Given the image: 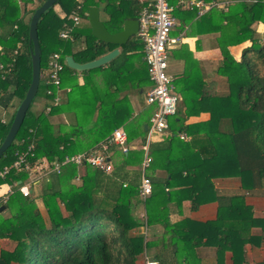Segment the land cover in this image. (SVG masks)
Segmentation results:
<instances>
[{"label":"trees","instance_id":"trees-1","mask_svg":"<svg viewBox=\"0 0 264 264\" xmlns=\"http://www.w3.org/2000/svg\"><path fill=\"white\" fill-rule=\"evenodd\" d=\"M43 1L0 0V106L15 107L10 119L0 121V143L31 81L32 43L28 41V26L33 11ZM178 1L168 3L177 7ZM55 4L65 12L62 27L72 25V13L87 19L83 11L90 6L100 10L102 5L106 14L104 25L110 32L119 31L126 18L137 19L143 7L138 0H57ZM54 5L41 14L37 23L40 46L37 92L42 86L47 101L44 109L35 114L29 109L31 100L10 146L0 156V170L9 167L0 176V184H14L18 180L22 184L29 178L30 170L12 167L17 153L28 143H32L34 153L30 165L36 161L50 164L66 155L106 145L104 152L111 170L104 172L88 163H67L60 167L59 173L51 172L44 181H39L38 190L29 196L19 191L20 184H14V191L0 212V239L10 240L14 245L7 249L3 246L5 242L0 243V264H139L144 259L156 264H204L197 249L202 245L215 248L213 264H224L225 251L231 252L232 264H246V244L259 254L261 249L262 256L261 260L247 264H264V216H255L251 205L245 202L247 194L264 197V32L256 37L252 27L256 21L264 24V0H240L221 14L217 24L220 26L223 19L229 22L235 32L231 42L249 40L250 45L242 49L238 59L229 53L230 44L221 47L222 60L217 73L225 78L224 90H217L216 82L202 79L198 90L193 86L186 90L197 91L196 96L182 92L184 115L176 112L168 119L170 134H158L150 140L151 163L144 170L141 167L144 158L141 145L147 132L144 124L156 105L146 104L144 99L141 111L130 117L129 99L120 94L126 86L139 94L142 85L127 74L131 69L127 53L140 48L136 36L107 63L77 71L67 66L61 52L64 41L70 39L60 38L52 28ZM216 9L211 8L198 22L213 20ZM220 9L217 10L222 13ZM196 13L188 11L183 20L190 21ZM26 14L29 18L24 21ZM78 24L72 31V40L79 35L75 30ZM87 26L86 44L76 54L79 63L102 56L108 49L109 43L97 40L88 23ZM54 52L59 53L64 65L59 73V86L64 90L67 82L71 88L66 90V100L61 93L58 103L48 109L54 94L47 93L45 63ZM142 62L146 74L140 78L151 87L147 64L144 59ZM135 71L136 74L138 69ZM73 72L87 74L82 85L68 80ZM187 73L183 78L190 82ZM202 111L209 112L207 121L184 124L187 116ZM120 126L127 134V151L110 141L113 130ZM180 132L188 134L189 139L179 138ZM133 144L138 147L130 148ZM130 165L134 168L128 169ZM159 168L164 171L161 178L156 174ZM143 173L152 184V192L144 201L139 195ZM215 178L238 179L241 192L218 197L213 185ZM36 197L40 198L47 219L36 205ZM183 200L189 201L190 210L217 201L216 217L204 222L190 218L172 221L170 205L174 204L176 212L182 215ZM138 205L144 208L141 215L134 213Z\"/></svg>","mask_w":264,"mask_h":264},{"label":"crops","instance_id":"crops-1","mask_svg":"<svg viewBox=\"0 0 264 264\" xmlns=\"http://www.w3.org/2000/svg\"><path fill=\"white\" fill-rule=\"evenodd\" d=\"M138 1L142 3L144 6L150 0H138ZM189 1H201L203 4L201 6H195V5L190 6ZM238 1L240 0H212V1L179 0L177 3L178 4L177 7H176V4L172 6V11L170 13L174 19V26L172 30L170 31V38L173 39L174 41L170 43L169 50H168L169 55H168V61H167V73L172 78V86L174 88L175 93L180 97L176 115H179V116L184 115L185 105L182 99V97L184 96L182 95V92L183 93L186 92V90L189 88H190L189 90H191L192 86L198 90L199 83L202 79L207 82L208 81L216 82L217 84H215L214 87L217 90H221L224 87L225 78L217 73V68L220 65L221 60H222V53H221L222 46H226L230 44L228 45L229 53L232 54L234 58L238 59L241 54L242 49L250 45L249 40H244V41H241L240 43L231 42L233 39H235V34H234L235 32L234 30L230 29L229 22H226L225 19H223L220 26L219 24H217V21L219 17L221 16V14L224 15L227 11H229V8ZM213 2H215V4ZM214 7L217 9L222 8L220 9L222 10V13H220L219 10L216 9L212 14L213 20H208L206 22H198L199 20L198 18L200 16L207 13L211 8H214ZM53 10H54V17L52 21L54 22V24L61 25L60 27H62L64 23L65 12L62 10L59 4H55L53 7ZM190 10H196L197 12L196 16L190 19V21L189 20L184 21L183 17ZM183 11L185 13H183ZM28 18H29V14H26L23 20L26 21ZM99 18H100V10H99ZM104 19L105 17L100 20L104 23ZM87 22L88 20L83 18L79 22L78 25L80 26L82 23H87ZM252 27L255 29L256 37L261 36V34L264 32V24L262 22L256 21L252 24ZM73 29H74V26L72 27L71 31H73ZM87 33L88 31L84 33V37L81 35H76V37H74L75 38L74 40L64 41L65 46H64V49H61V52L65 54V58L67 56H71L76 62H79L76 60V54L79 52V50H81L85 46L86 44L85 35ZM132 37L136 38V42L138 45L140 44V48L136 47L138 48L137 51H131L127 53V56H126L127 64L129 68H131L127 70V74H129V76L132 79L133 78L135 79L133 81L135 83H138L137 85H139L140 82L142 83V85H140V91H139V94H142V95L139 96L137 93H135L132 87L127 88V86L123 88L122 92L120 93L121 96L123 95L127 96L132 106V114L130 117L135 116L144 107V104H143L144 99H145L144 97H145L146 92L150 88L148 85L144 84V81H142L141 78L137 76V74H135L136 72L135 70L140 68V67H136L139 64V61L143 63L142 62L143 61V44L141 40L137 37V35H134ZM113 48H118L119 53H120L122 49V45L108 44L107 52H109ZM77 71H81V70H77ZM186 72H188L187 74H188V78L190 79V82H188L185 78H183V75ZM66 73L67 75L70 74V72L68 74L67 70L65 71V74ZM94 73L99 74V71H94ZM86 76L87 74H83L81 72H73L71 73L68 80L70 81L76 80L78 85H82L86 79ZM184 82H187V84H184ZM66 83L64 86L66 88L61 91V93H64L63 95H64L65 100L67 99L66 94L71 88V85L66 84ZM186 93L187 95L193 97V96H196L198 92L190 91ZM52 106H54L53 99H52V104L49 103V108ZM0 107L3 108L2 106ZM61 115L63 116V114ZM209 117H210L209 112L202 111L195 115L187 116L184 120V124H195L199 122H205L209 119ZM5 120L6 119H3L1 122H4ZM118 128H122V126ZM165 134L166 135L170 134L169 128L167 129ZM186 135L188 137L186 140H188L189 135L188 134ZM137 147H138L137 144H133L131 145L130 148H137ZM133 168H134V165L128 166V169H133ZM79 169L81 170V168ZM157 170H159L157 171L159 173L156 172L159 178L164 176V173H163L164 171H161L163 169L159 168ZM78 180L79 178L78 176H76L74 181L77 182ZM14 184H21V180L14 182ZM14 184H8V183L0 184V195L4 194L5 196L8 197L11 194V193H8V191H11V192L14 191ZM37 185H31L29 187V190H30L29 195H32L33 191L35 192L38 190V188L36 189L34 187ZM213 185H214L215 190L217 191L218 197L220 198L224 196L228 197L233 194H239L241 192V190L239 189V181L236 178H215L213 179ZM37 199L38 197L35 198V202L39 208ZM259 200H262L263 205H264V197L260 194L253 193V194H247L245 196V202L251 205L254 215L264 216V214H259L256 212L255 205L253 204V202L256 203L257 201L259 203ZM138 206L134 207V213L141 215L142 214L141 212H144V208L143 207L138 208ZM189 206H190L189 201L183 200L182 207H181L182 215H180L176 212L175 205L171 204L170 205V208H171L170 217L172 221L174 220L176 221V219H180V218H190L198 222L212 220L216 217L218 202L213 201V202L201 204L196 210H190ZM0 243H4L3 246L7 249H11L14 245L12 241L7 240V239H0ZM197 249L199 250L202 263L213 264L215 262V259H216L215 248L206 247L202 245L198 247ZM253 252L254 251L252 250V248L248 244H246L245 245V255H246L247 263L252 262V259H253L252 256L253 254H255ZM223 263L232 264L230 251L224 252Z\"/></svg>","mask_w":264,"mask_h":264},{"label":"built area","instance_id":"built-area-1","mask_svg":"<svg viewBox=\"0 0 264 264\" xmlns=\"http://www.w3.org/2000/svg\"><path fill=\"white\" fill-rule=\"evenodd\" d=\"M254 2L255 0H250ZM215 4V2H213ZM190 6H201V1H189ZM83 5L79 6L82 10ZM172 6L168 0H150L144 5L138 13V30L137 37L143 44V59L147 64V70L150 80L153 82L152 86L145 94L146 104H155L156 110L150 116L146 124V136L141 148L144 150V158L142 161V170L149 167L151 157L148 153V145L150 140L158 135L165 134L168 129V117L177 112L180 97L173 91L172 78L167 73L168 50L170 43L174 41L170 38V31L174 26V19L171 16ZM87 15L86 11H83ZM72 25H64L59 30L60 38H68L72 40V27L77 25L83 18L77 13L71 15ZM16 53V51H14ZM63 63L59 53H52L46 62L47 79L46 89L47 93L54 94L53 103L57 104L60 98L61 88L59 86V73L63 69ZM2 68V64H0ZM4 75L1 74V77ZM50 109V108H48ZM179 138L186 140L188 137L185 133H178ZM127 138L126 132L122 128L113 130L110 141L119 145L122 150L127 151L125 141ZM106 145L101 149H92L90 151L78 152L72 155H66L60 161H54L50 164L36 163L30 165L31 158H33L32 143L26 144L25 148L17 153L15 161L12 163L14 168H23L25 170L34 169V174L27 179L26 182L20 184L19 191L27 196L30 194L29 187L35 183H39L43 178H47L51 172H60V167L67 163L76 165H83L85 163L91 164L104 172H110L111 163L107 158L104 150ZM48 165V166H47ZM9 170L5 166L0 170V176H4ZM41 172V173H40ZM152 192V184L150 178L144 173L140 179L139 195L141 200H145ZM8 193H12L8 191ZM8 199L4 194L0 195V206ZM139 264H156V261L151 259L141 260Z\"/></svg>","mask_w":264,"mask_h":264},{"label":"water","instance_id":"water-1","mask_svg":"<svg viewBox=\"0 0 264 264\" xmlns=\"http://www.w3.org/2000/svg\"><path fill=\"white\" fill-rule=\"evenodd\" d=\"M57 0H44L38 7L33 11L29 26H28V41L32 43L31 47V81L25 92L24 98L19 103L13 119L10 123L8 131L0 143V156L10 146L14 136L16 135L23 118L26 114L27 108L35 96L40 79V46L38 42L37 34V23L41 14L54 5ZM87 20L91 28V34L100 41L114 44L124 45L128 40L136 35L138 30V20L136 18H127L123 20L122 28L116 32H110L99 18V8L97 6H90L87 9ZM119 53L118 48H113L109 52L99 56L93 60L79 63L76 62L71 56L65 58L67 66L76 70H84L94 68L107 63L110 59ZM147 125H144L146 129ZM4 205L0 206V212L4 210Z\"/></svg>","mask_w":264,"mask_h":264},{"label":"rangeland","instance_id":"rangeland-1","mask_svg":"<svg viewBox=\"0 0 264 264\" xmlns=\"http://www.w3.org/2000/svg\"><path fill=\"white\" fill-rule=\"evenodd\" d=\"M100 6V19H103L104 17H105V12H103V7H102V5H99ZM87 12V11H86ZM85 19V18H84ZM84 22V21H83ZM52 24V28H53V30L55 31V32H57V33H59V30H60V26L61 25H57V24H54V22L52 21L51 22ZM88 23V22H87ZM87 23H82L78 28H75V30L77 29V32H78V34L79 35H81V36H83L84 37V33L85 32H87L88 31V26H87ZM42 56H43V58H44V56H45V53L43 52V54H42ZM136 67H140L139 69H138V72L136 73L137 74V76H139V77H141V78H144L145 77V74H146V72H145V70L143 69V64L142 63H140V64H138ZM142 68V69H141ZM42 77H43V75H42ZM224 88L225 87H223L221 90H224ZM139 96H141L142 94H138ZM46 98H45V96H44V94H43V88H42V86H40L39 87V90H38V92H37V94H35V96L33 97V102L30 104V111H32L33 113H35V114H39L40 113V111H42L43 109H44V106H45V104H46ZM15 102H16V100H15ZM14 102V103H15ZM16 104H14V106H15ZM14 108L15 107H12L11 105L8 107V108H1L0 107V121H2L3 119H10V117H11V114L13 113V111H14ZM173 116V115H172ZM171 118V116H169L168 117V119H170ZM76 153V152H75ZM74 153V154H75ZM72 155V154H71ZM38 162V161H37ZM30 171H31V173L33 174L34 173V169L32 168V169H30ZM41 173V172H40ZM45 180V178H43L41 181H44ZM34 185H37V183H35ZM36 189L38 188V185L37 186H34ZM37 203H38V205H39V210L41 211V214L47 219V217H46V213H45V208L43 207V205H42V203H41V201H40V199L38 198L37 199ZM253 204L255 205V210H256V212L257 213H259V214H264V205H263V202H262V200H259V203H258V201L255 203V202H253ZM141 206H138V208H140ZM156 232H160V229H157L156 230ZM144 233H146V232H144ZM147 234V233H146ZM148 235V234H147ZM259 252H260V254L259 253H257V252H253V253H255V254H253V259H252V261H259V260H261V249L259 250ZM148 255H149V253H148ZM264 255V254H263ZM149 257H150V255H149ZM247 264V263H246Z\"/></svg>","mask_w":264,"mask_h":264}]
</instances>
